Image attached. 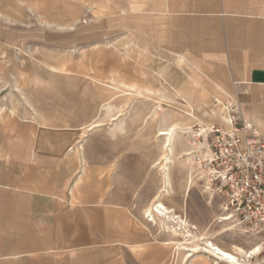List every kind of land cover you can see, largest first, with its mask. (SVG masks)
I'll return each instance as SVG.
<instances>
[{
    "label": "rangeland",
    "instance_id": "rangeland-1",
    "mask_svg": "<svg viewBox=\"0 0 264 264\" xmlns=\"http://www.w3.org/2000/svg\"><path fill=\"white\" fill-rule=\"evenodd\" d=\"M129 1L0 0V10L9 14L6 19L0 18V159L2 153L6 154L7 139L11 143L15 138L5 135L7 117H14L26 129L43 126L44 131L38 134L43 138L42 148L37 150L39 145L34 144L30 157H36L32 155L37 151L47 161L57 159L62 182V174L78 169L65 185L61 198V205H65L86 161L104 158L110 164L107 202L130 214L126 238L148 241L142 253L157 254L156 263L148 259L140 263L125 247L121 253L127 264H189L191 260L186 261L184 251L175 254L164 243L190 239L192 247L195 243L205 245L203 238L229 250L243 247L249 253L238 255L241 264H264V246L234 221L223 219L222 200L215 186L209 188L195 159H188L192 131L219 119L210 114L197 120L179 110L190 107L176 92L182 91L184 99L193 90L197 94L198 88L188 85L197 72L178 64L176 58L172 61L165 53L150 54L148 44L143 51L135 48L134 7L118 6ZM122 54L129 58L121 61ZM65 60L68 70L64 73H55L43 64L60 67ZM118 67V80L113 81L112 72ZM121 80L127 85L137 82V88L145 93H124ZM117 84L121 88H115ZM146 85L154 92L149 94ZM190 104L204 115L219 103ZM95 123L99 125L93 128ZM174 124L187 129L176 128L172 182L166 193L163 174L154 165L162 162L166 153L165 136L160 132ZM159 200L174 209L179 224L148 220L145 210ZM187 224L191 226L189 232L185 231ZM253 248L260 250L251 255ZM204 260L207 258L196 257L191 263L211 264V260Z\"/></svg>",
    "mask_w": 264,
    "mask_h": 264
},
{
    "label": "crops",
    "instance_id": "crops-1",
    "mask_svg": "<svg viewBox=\"0 0 264 264\" xmlns=\"http://www.w3.org/2000/svg\"><path fill=\"white\" fill-rule=\"evenodd\" d=\"M128 3L118 6L134 7L135 48L143 51V46L148 44L150 54L165 53L172 61L176 58L178 64L197 72L188 84L190 88H198L197 94L193 90L184 99L182 91L176 92L188 102L193 118L210 114L219 118L225 109L218 104L212 112L199 115L190 103L236 100L241 104L244 118L264 135V0H131ZM8 15L0 10V18L6 19ZM127 58L128 55L122 54L120 60ZM67 63L63 61L60 67L43 64L55 73H64L68 70ZM112 76L111 80H118L119 67ZM98 82L109 86L105 81ZM120 83L125 85L126 94L145 93L137 88V82L127 85L121 80ZM115 88L121 86L117 84ZM145 89L149 94L154 92L149 85ZM163 89L168 91L167 86ZM7 119L10 126L5 127V135L15 138L12 137L11 143L7 139L6 154L2 153L0 159V264H127L121 253L125 247L137 262L148 259L156 263L154 251L142 253L148 241L126 238L125 231L131 226L129 212L107 202L110 164L104 158L86 161L71 195L67 196L69 201L61 205L65 185L78 169L62 174L65 181H60L57 159L47 161L37 151L32 155L36 157H30L34 144L39 145L37 150L42 148L43 138L38 136L44 131L43 126L26 129L14 117ZM98 125L95 123L93 128ZM186 226L185 231L189 232L191 226ZM192 242L185 239L164 244L175 254L184 251L186 261L202 256L211 260V264H228L205 254L206 245L195 243L190 247ZM229 251L237 253L236 249ZM207 260L204 262L208 263Z\"/></svg>",
    "mask_w": 264,
    "mask_h": 264
},
{
    "label": "built area",
    "instance_id": "built-area-1",
    "mask_svg": "<svg viewBox=\"0 0 264 264\" xmlns=\"http://www.w3.org/2000/svg\"><path fill=\"white\" fill-rule=\"evenodd\" d=\"M226 113L192 131V157L215 186L225 220L264 246V135L244 118L240 102H217Z\"/></svg>",
    "mask_w": 264,
    "mask_h": 264
},
{
    "label": "bare ground",
    "instance_id": "bare-ground-1",
    "mask_svg": "<svg viewBox=\"0 0 264 264\" xmlns=\"http://www.w3.org/2000/svg\"><path fill=\"white\" fill-rule=\"evenodd\" d=\"M191 108H187V109H179L182 113L184 114H191V111H189ZM224 113H226V110L224 112H222V117L224 116ZM197 120H201L196 118ZM174 124V126L171 129L163 130L160 132L161 135L165 136V154L162 158V162H157L154 166L158 167L159 170L162 172L163 174V183H164V192H168L171 188V176H170V165L172 163V155L174 152V145H175V137L177 135V131L176 128L185 131V128L187 129V127H183V126H179ZM191 130V128H190ZM192 148L188 147L187 150V155H188V159L192 158ZM169 193V192H168ZM145 214L148 218L149 221L154 222V224L158 223L157 219H163L166 220L167 222H169L170 224H179V216H177L175 213H173V211L164 204V202H162L161 200L154 202L149 208H147L145 210ZM224 219V218H223ZM167 224V223H166ZM170 228V226H169ZM173 229V228H172ZM173 231L175 232V235H179V233L177 232V229H173ZM199 240V239H198ZM202 242L205 241V245L206 248L205 249V253L210 254L214 259L216 260H222L225 263H229V264H241L240 262V258L238 255H246L249 252L247 250H245L243 247L241 246H234L237 253L235 252H231L221 246H219L218 244H216L214 241H209V240H204V238L201 240ZM258 247H260L258 245ZM179 250V248H178ZM260 249L258 248H253L251 251V255H255L259 252ZM207 254V255H208ZM209 256V255H208Z\"/></svg>",
    "mask_w": 264,
    "mask_h": 264
}]
</instances>
